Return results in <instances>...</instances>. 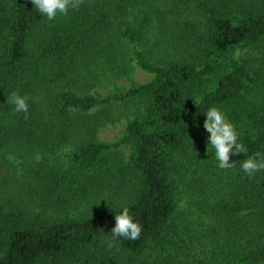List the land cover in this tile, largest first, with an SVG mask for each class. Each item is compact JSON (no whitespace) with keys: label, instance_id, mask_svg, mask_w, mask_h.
<instances>
[{"label":"trees","instance_id":"trees-1","mask_svg":"<svg viewBox=\"0 0 264 264\" xmlns=\"http://www.w3.org/2000/svg\"><path fill=\"white\" fill-rule=\"evenodd\" d=\"M262 46L264 0H83L53 21L31 0H0V167L20 163L13 144L81 138L67 165L33 171L44 210L0 201V264H264V171L241 168L264 156V70L243 56ZM96 68L149 78L77 92ZM12 92L28 97L27 114L7 104ZM128 103L143 112L117 139H98ZM211 107L247 150L230 157L231 169L208 144ZM105 191L96 210L46 213ZM124 208L141 235L109 247Z\"/></svg>","mask_w":264,"mask_h":264},{"label":"rangeland","instance_id":"rangeland-1","mask_svg":"<svg viewBox=\"0 0 264 264\" xmlns=\"http://www.w3.org/2000/svg\"><path fill=\"white\" fill-rule=\"evenodd\" d=\"M251 54L252 61L258 67H262L264 70V47L255 48L253 51L244 53L243 56ZM110 73L107 69L102 70L96 68L93 72V76L89 78L86 84H77L76 91L79 93H88L98 88L99 86H106L107 89H126L129 86L137 85L148 80V76L138 70V68L128 69L124 73ZM115 116V123H108L103 128L97 130V137L102 141H112L120 136V130L126 123L127 119L134 116H139L143 112V106L141 104L128 103L120 108L113 109ZM62 137V135H59ZM57 136L53 139L52 144L46 145L43 148L34 149H23V145L16 146L13 144V149L10 150V159L17 157L19 164L14 166L8 163L3 164L0 167V201L10 200L13 203L12 207L21 205L23 208L33 209L34 212H38L42 209L41 202H45L44 197L46 196V189L40 188L37 185V178L34 177L33 171L38 172L41 170L42 173L55 171V167L61 166V164H68L70 152L76 148L80 143L81 138L75 132H68L66 136L62 138ZM46 157V159H42ZM43 160V161H42ZM5 165V166H4ZM116 191V190H115ZM103 192L101 197L103 199H91L90 202L70 201V205L67 207L54 206L49 207L47 204L46 213L48 215H79L87 211L96 210V207L105 200L106 193ZM183 193L188 197L191 191L186 188L182 190ZM115 196L114 200L117 199V195L112 192ZM110 194V195H112ZM108 202V201H105Z\"/></svg>","mask_w":264,"mask_h":264},{"label":"clouds","instance_id":"clouds-1","mask_svg":"<svg viewBox=\"0 0 264 264\" xmlns=\"http://www.w3.org/2000/svg\"><path fill=\"white\" fill-rule=\"evenodd\" d=\"M31 3L49 21H53L58 15L66 16L70 10L78 8L83 0H31ZM27 101L28 97L21 96L17 92H12L7 98V104L14 105L16 112L25 114L29 108ZM204 113L206 119L203 127L210 134L208 144L215 150L218 167L225 170L231 169L235 163H230V157L241 153L247 154V150L243 144L238 143L239 134L220 109L211 107ZM241 168L248 176H255L256 173L264 171V156L259 153L248 156L242 161ZM141 232L142 226L133 219L129 209L124 208L119 215H115V226L110 232L111 240L108 246L113 247L118 238L136 240Z\"/></svg>","mask_w":264,"mask_h":264}]
</instances>
